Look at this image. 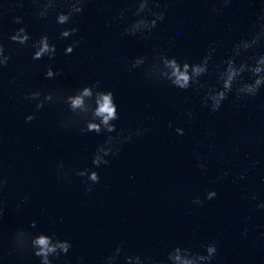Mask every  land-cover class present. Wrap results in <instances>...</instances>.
Instances as JSON below:
<instances>
[{"label":"water","instance_id":"obj_1","mask_svg":"<svg viewBox=\"0 0 264 264\" xmlns=\"http://www.w3.org/2000/svg\"><path fill=\"white\" fill-rule=\"evenodd\" d=\"M0 264H264V0H0Z\"/></svg>","mask_w":264,"mask_h":264}]
</instances>
